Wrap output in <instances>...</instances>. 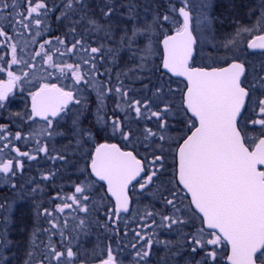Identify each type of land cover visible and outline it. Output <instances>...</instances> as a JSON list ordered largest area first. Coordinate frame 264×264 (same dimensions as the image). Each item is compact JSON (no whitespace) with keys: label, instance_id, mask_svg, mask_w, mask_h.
<instances>
[{"label":"snow or ice","instance_id":"snow-or-ice-1","mask_svg":"<svg viewBox=\"0 0 264 264\" xmlns=\"http://www.w3.org/2000/svg\"><path fill=\"white\" fill-rule=\"evenodd\" d=\"M26 3L24 10L17 0H11V3L9 0H0V13L7 10L13 30V35H9L5 28L0 27V48L8 49L7 53L0 54V73L7 76L6 81H0V108L4 107V102L15 87L23 89L26 84L36 81L39 83L38 88L29 91L31 113L27 118L33 121L34 118H39L44 125L33 129L30 137L16 132L14 139L28 140L44 135L51 137L57 134L54 121L58 125L59 120L72 116V127L77 137L76 151L81 153L82 159L88 160L86 168H90L91 175L107 186L106 195H110L115 201L114 207L106 210L107 219L113 221V227L115 221L121 218V213L130 212V185L133 188L139 185L141 192L149 189L153 197L159 198L165 205V211L159 213L162 221L160 226L169 229L175 226L182 241L180 249L190 253L185 264H219L218 256L224 252H227L226 264H264V75L257 73L253 77L255 82H249L245 64L236 61L226 67L195 66L197 39L195 29L190 28L192 6L190 0H181L178 8L170 5L168 12L155 13L152 20L142 26L133 23L131 34L125 30L120 37V45L127 43L129 48L140 36L148 40L140 50L141 64L138 67L143 70L154 51L153 35L163 36L162 67L165 73L183 77L187 82L180 104L173 107L163 84L153 86L151 97L133 99L131 102L128 91L117 85L114 90L117 109H120L123 102L128 111H125L123 119L106 117L105 100L113 89L110 84L106 85L95 79L99 74L95 58L96 54L101 53L102 47L85 48L83 39H75L68 46L66 39L55 37L56 43L63 46L55 48V53L59 56H74L83 50L87 57L82 62L58 61L46 47L51 46L52 41L44 40L31 56L33 62L40 58L43 71H36V64L30 63L22 55L26 54L27 43L20 46L15 37L20 34L19 29L31 32L35 28L31 43H37L36 37L41 36L40 29L44 26L42 17H47L52 8L47 0H26ZM84 7V0H64L59 9L61 15L56 19H68L69 31L73 33L76 32L75 24L86 21L88 29L104 32L106 38H113L111 18L116 14V5L110 0H104L101 9L103 22L87 13L80 20H73L76 12ZM126 7L127 19L135 20L137 6L129 2ZM200 7L206 8L209 5L203 4ZM177 12L183 18L182 24L174 16ZM3 19L5 17L0 15V20ZM197 19L199 23H204L208 17L206 13H201ZM169 24L175 29L172 34L165 30ZM249 31L247 28L239 29L236 37ZM236 37L229 39L224 47L228 50L235 47ZM247 46L249 49L264 50V35L256 36ZM5 64L7 67L2 66ZM85 65L89 67L85 69ZM13 66L20 67V74ZM25 67L33 71L23 70ZM261 71H264V67ZM56 73H59L57 79L69 82L62 86L47 82V78ZM257 88L261 90L259 96L255 91ZM89 91L96 93V109L93 112L96 125L105 132L111 128L113 136H118L123 142V147L118 143H100L94 151H81L94 139L93 132L85 130L80 121L83 112L90 110L86 107L89 103ZM171 91L169 88L168 92ZM73 105L77 107L73 109ZM249 106H252L255 118H246ZM129 111L135 112L137 124L141 119L154 117L157 130L144 128L141 131L134 128ZM249 125L259 132L258 136L248 135ZM172 131L176 132L175 136L169 135ZM0 139L5 141L3 147H0V152H3L4 148L10 147L12 139L5 135L3 127H0ZM36 144V152L47 154V147L41 146L39 140H36ZM166 145H174L176 148V167L171 176L168 175ZM137 149L144 151L145 156L141 158ZM11 151L17 157L36 159L30 151H21L17 147H11ZM51 159L65 160L66 157L59 155ZM22 166L19 159L0 160V174L7 179L10 175H15ZM42 178L48 180L49 175ZM165 179L168 180L167 185L164 183ZM150 185L153 187L149 188ZM92 187V183L81 182L75 186L72 195L54 197L53 199L61 200L55 211L63 214L65 209L75 206L87 216L90 208L84 202L91 199L89 190ZM104 199L105 195L97 193L93 208L99 211ZM169 206L173 211L166 214ZM43 214L53 217L48 209ZM156 214L145 211L142 216L151 217ZM48 223L51 229L59 232L62 239H68L58 223L53 222V219H49ZM85 223V219L80 218L79 227ZM67 226L65 223L64 228ZM104 226L107 227V223ZM142 227L151 225L144 224ZM40 231L48 234V243L41 241L45 259L55 261V264H75L77 253L71 247L66 248V255L65 251L58 250L51 243V236L55 233L49 229L37 228L33 231L30 240L33 248L39 247L36 240L39 239ZM136 236L141 240L145 239L140 232H136ZM10 243L6 234L0 235V264H8V258L3 255L2 250L8 248ZM152 244L153 241L148 239L146 249L136 252V256L145 260V264ZM132 247L135 248L136 244ZM179 254V251L174 253ZM32 256L33 252L30 250L29 260L25 264H32ZM197 256L200 258L196 259ZM100 264H119L111 248Z\"/></svg>","mask_w":264,"mask_h":264},{"label":"flooded vegetation","instance_id":"flooded-vegetation-1","mask_svg":"<svg viewBox=\"0 0 264 264\" xmlns=\"http://www.w3.org/2000/svg\"><path fill=\"white\" fill-rule=\"evenodd\" d=\"M9 2L11 3V0H9ZM24 2L26 1L17 0V3L21 6H23ZM261 7H264V5H262ZM256 12L257 13H255L253 16L254 19H244L241 21L242 25L243 23H249L253 27H255V29L247 33L248 36L245 37L243 45H241V49L237 55H231V58H228L227 61L219 64L198 59L197 52V55L195 57V66L204 68L224 67L227 64L236 61L245 64L247 70L246 74L248 75L249 82H255L253 80V77L257 73H259L260 75H264V71H261L262 67H264V50H251L247 46L248 42L252 38L258 35H264V10L258 9ZM51 13H53V10ZM245 13H248V15H250L252 14V11L246 12L244 9L243 14ZM256 14L257 18L255 19ZM0 15L5 17V19L0 20V27L5 28L8 33H10V30L8 29V27L10 26V20L8 18L7 10L3 13H0ZM75 17L78 16L75 15ZM258 21L260 22L258 23ZM69 24L70 21L68 19H64L65 34L68 41V46H70L75 39H84L85 42L86 35L82 36V32L80 30H76L75 33L69 31ZM245 27L246 26H243V28ZM173 32L174 31H169V34H172ZM49 33L50 32L48 29V34ZM115 37L117 38L116 33ZM101 38L102 36L95 35V39L97 42H99V40L101 41ZM137 42H134L133 46H131L134 51ZM84 47L90 49V47H88V43L86 42L84 44ZM7 51L8 49L5 48L4 54L7 53ZM51 52L55 55L54 49ZM82 52L86 55L83 50ZM76 54L74 56H76ZM140 55H142L141 51L126 52L118 58L114 54L105 57L102 51L101 53L96 54L95 64L97 72L99 74L96 75L95 79L98 82H102L106 85L110 84L113 89V92L109 94L105 100L104 115L106 117L115 116L123 119L125 116V111H128L126 105L123 102L121 103L120 109H117V98L114 91L117 85H121L125 90L128 91L129 102H131V100L133 99L143 100L147 97H151L154 91L153 86L157 84H163L165 86V92L168 93L169 100L173 104V107L175 108L180 104L182 95L184 91H186V82L183 79L174 78L161 70V63L163 59V52L161 48L158 70H156L157 76L155 75L156 77L154 79H152L149 74L150 67L148 60L143 70L138 67V65L141 64L139 58ZM74 56H72L71 54L68 55V62H73V60L71 59H73ZM103 57L105 58L102 60ZM75 59L76 61H79L80 58L78 57ZM4 67H7V65H5ZM84 67L85 69H87L89 65H85ZM14 68L15 66H13V69ZM0 74L2 75L0 81H6V74ZM156 79H158L157 83H154ZM169 88H171L172 90L170 93L168 92ZM16 91L17 88L15 87L9 94V97L4 102V104L9 101L10 97ZM255 91L257 96H259L261 90L257 88ZM87 95L89 103L86 105V107L90 110L83 112L80 121L81 126L85 130H91L93 132L94 139L91 140L89 142V145H86L81 151H94L97 144L100 143H118V145L123 147V142L118 136H113L111 128H108L107 132H105L102 131L98 125H96L95 117L93 115V112L96 109V93L94 91H89ZM30 101L31 97L29 98V106L31 111ZM71 107L75 109L77 106L73 105ZM129 116L134 128H138L141 131L144 128H151L154 131L157 130V124L154 117L151 119H141L137 124L135 112L129 111ZM245 116L246 118H255V114L252 112V106H249L248 111L245 113ZM72 118V116H66L64 119L59 120V123L56 126L57 136H55V134L51 136L52 144L51 146H47V163L48 165H50L54 161L52 167H39V165L37 164L38 156L43 155V152L35 151L37 146L36 140L38 139L32 142L31 147H18L16 145L17 140L14 139L15 135L12 136L11 134V131L14 130L15 127L13 125H10V130H7L5 128V135H8L10 138H12L10 147L5 149L17 147L21 151H30L33 155L36 156L35 160H29L27 158L21 157L10 159L13 161L21 159V163L23 165L22 168L17 170L15 172V175H10L7 179L4 178L3 174H0V235L6 234L7 240L11 242L10 245L14 247L13 250H15L17 253V259L9 260L8 264H25V262L29 260V257H27L28 254L26 253L30 250L33 252V256L31 258L32 264H41V262L42 264H55V261H50L49 259L44 258V245L42 243H38V239L36 240V244H38L39 247L33 248L31 243L29 242L31 240L33 231L37 228L41 230L49 229L50 232L55 233L51 236V243H53L58 250L65 251V255L67 247H71L76 253L79 252V246L77 243L71 245L68 240L62 239L59 232L51 229V225L48 223L49 219H53V222L58 223L59 227L64 230L65 236L70 232L71 229H77L73 221H71V216L68 214L71 209L75 208V206L65 209V212L61 214L55 211L56 205L61 203V200L53 199L58 195H72L75 192V186L77 184H80L81 182L93 184V187L89 190L91 199L84 202L88 204V206L89 204H93V201L97 200V193H99L100 195H105L103 203L108 204L109 207H114L115 205V201L113 200V198L110 195H106L107 186L102 181H98L96 177L91 175L90 168H86L88 160L82 159L81 153L76 151L77 137L72 127ZM33 122L36 123V125L44 124V122L39 120L38 118H34ZM54 124H56V121H54ZM172 126L174 127V124ZM16 132L18 131H14V134H16ZM169 135L175 136L176 132L172 131L169 133ZM248 135L258 136L259 132L249 125ZM40 141L43 142L45 141V139L39 140V142ZM4 143L5 141L2 143V147ZM40 145H42V143ZM166 147L168 146L166 145ZM137 151L141 158L146 154L140 149H137ZM59 155L65 156L66 159H51V157ZM166 156L167 164L169 165L168 175L171 176L174 174V170L176 167V148L174 145L172 147H168ZM53 173L54 175H50ZM86 174L87 179H85ZM44 175H49V179L44 180L42 178ZM133 183L135 184V182ZM164 183L167 185L168 180L165 179ZM12 185H15V187H12ZM152 187V185L149 186V188ZM34 189L35 191H33ZM145 192L151 193L149 189H145L143 192H141L139 190V185H136L135 188L130 185V212L121 213V218L115 221V227H113V221L107 220L106 216L101 217L98 225L100 231H107L109 229L112 232L114 231L115 233L121 231L120 233L122 234L127 233V236L132 233V236L128 239V243L121 246L122 248H124V250H119L120 247H118L116 244H112V252L114 257H116L117 260L124 255L127 257L126 260H122L123 263L119 261V264H145V260H141L140 258H138L136 256V252L145 250L147 247L146 240L151 239L153 241V244L152 247L148 249L150 254L149 257L146 258L147 264H185V259L186 257L190 256V253L180 249L179 246L182 241L179 236L176 238L169 236L172 231H175V226H173L172 229L161 227L160 225L162 224V221L160 215H153L151 217L142 216V213H144L146 210H139L133 213L134 205L139 197L141 198L142 204L148 202V200H146V197H144L143 195H139ZM68 203H71V201H68ZM158 205L160 211L162 210L161 212H164L165 205L161 202L160 199ZM9 209L12 210L13 213H9ZM45 209L51 211L53 213V217H47L46 215H44L43 213ZM172 211L173 210L169 206L167 208L166 214H171ZM81 215L86 216L85 213H81ZM65 217H67V220L65 219ZM134 220H138V222L136 223L134 222ZM153 220H155V223H153ZM65 223H67L68 225L67 228H64ZM76 223H78V220H76ZM105 223H107V227L104 226ZM144 224H150L151 227H142V225ZM135 232H140L141 235L145 237V239H139V237L136 236ZM26 236L28 237V240H26ZM38 236L39 238H41V241H43L44 243H48V234L40 231L38 233ZM133 244H136L135 248L132 247ZM6 249H3L2 251H6ZM177 251H179L180 254L174 255V253ZM106 256L107 253L102 258L92 259L80 258L78 255H76L75 264H100L101 259L106 258ZM226 256L227 252L221 253L220 256H218L219 264H226ZM199 258V256L196 257V259Z\"/></svg>","mask_w":264,"mask_h":264},{"label":"rangeland","instance_id":"rangeland-1","mask_svg":"<svg viewBox=\"0 0 264 264\" xmlns=\"http://www.w3.org/2000/svg\"><path fill=\"white\" fill-rule=\"evenodd\" d=\"M26 1V0H23ZM58 0H47L48 5L50 8L55 7V2ZM111 3L116 5V14L111 18V26L113 28L111 32V36L113 38H106L104 32H95L91 29H88L87 22H81L79 24H75L76 30H80L82 32V36L86 35L85 42L88 43V47L94 46H101L102 52L104 53L105 57L114 54L117 58L121 57L122 54L126 52H135L140 51L144 46L148 43V40L144 36H140L136 39L135 42V51L133 48H129L128 44L125 43L123 46L120 45V37L124 33L125 30L128 31L129 35L131 34L133 23H136L138 26H142L145 22H150L153 18V15L157 12L163 14L168 12L170 9V5H175L177 8L181 5V0H110ZM132 2L136 7V19L135 20H128L125 13L127 12L126 5ZM191 3V22H192V29H195L194 35L197 39V52H198V59L208 62H214L221 64L224 61H227L228 58H231V55H237L241 49V45H243L245 37H247L248 32L241 33L240 37H236L237 31L242 29L243 26L245 28L253 30V27L249 23L241 24V21L251 20L254 19V14L257 13L256 11L264 10V0H256V5L250 11L252 14L248 15V13H244V9L242 4L244 3L243 0H190ZM84 7L81 10L76 12V16L73 20H80L81 16L87 13L88 15H94L95 18L99 19L103 22V16L101 9L104 4V0H84ZM160 4L162 5V10L160 11ZM203 4L209 5V7L201 8L200 6ZM53 5V6H52ZM159 5V7H157ZM24 10H26L27 3L24 2L23 6ZM243 11V12H242ZM249 11V12H250ZM201 13H206L208 20L204 23H199L198 17ZM243 14V16H242ZM50 13L47 17H42L43 27L40 29L41 36L36 37L37 43H31L32 37L36 31L35 28L31 32H25L22 29H19L20 34L15 37L16 41H19L20 46H24L27 43V47L25 48V59L28 60L30 63H35L36 68L35 70L38 72H42L40 58H37L35 62L31 60V56L34 55V50L39 49V45L46 40V34L48 33V18ZM175 18L182 24L181 19L178 15V12L174 14ZM257 18V14L255 15V19ZM128 22V23H125ZM199 24V26H198ZM122 26V27H116ZM8 29L10 30L9 35H13V30L9 26ZM86 29H88L86 31ZM166 31H175L172 24H169ZM249 31V32H250ZM115 33L117 38L115 37ZM96 36H102L101 41H96ZM250 35V34H249ZM163 37L162 35L154 34L153 35V54L148 58L149 61V74L152 79H154L156 75V70H158V63L160 59V48H159V39ZM236 37V46L228 50L224 47L225 43L231 39ZM43 38V39H42ZM42 39V40H41ZM41 40V41H40ZM84 40V39H83ZM84 42V44H85ZM114 44V45H113ZM133 46V44L131 45ZM49 47V46H46ZM55 48H63L61 45L53 42L52 45L49 47V50L52 51ZM111 49V51H109ZM5 48L0 49V54H4ZM68 56L61 57L58 53H55L56 60H67ZM80 58L79 61L82 62L83 59L86 58V55L79 51L77 52L76 56L73 57L71 60H75V58ZM103 57L102 60L105 58ZM78 60V59H77ZM6 65V64H5ZM3 65V66H5ZM46 67V66H44ZM14 70L20 74L21 69L18 66H15ZM25 71H33V69L24 68ZM48 71H52L48 69ZM59 73H56L53 77H48L47 82L49 83H56L58 86H62V84H66L69 81H61L56 77ZM156 75V76H155ZM2 75L0 74V78ZM121 77V76H120ZM156 79L154 83H157ZM39 86V83L33 81L32 84H26L23 89L17 86V91L10 97L9 101L4 104V107L0 108V127L6 128L7 130L10 125H13L15 128L11 131L12 136H14V131L21 132L24 136H31L33 129L43 126L44 124L36 125L33 120H29L27 117L30 115V106H29V91H34ZM19 114V115H17ZM23 117V118H22ZM56 127L57 124H54ZM51 131V129H49ZM57 136V134H55ZM44 140L40 141L41 146H51L52 140L51 137L47 135L44 136H37L35 139H28V140H19L16 142L18 147H31V144L34 140ZM3 139H0V147H2ZM20 145V146H19ZM17 155L15 152L11 151L10 149H3V152H0V160H9L16 158ZM48 153H43V155L38 156L37 164L39 167H52L54 161L48 165L47 163ZM21 161V159H19ZM149 194V198H148ZM140 196L143 195L148 200L147 203L142 204L141 198L137 199V202L134 205V212L139 210H148L154 213H157L154 216H158L160 211L158 202L159 198L153 197L151 193L145 192L143 194H139ZM109 207L108 204L103 203L102 207L99 211L93 208V204H89L90 212L87 216L81 215L82 212H78L77 209L73 208L68 213L71 217V221H73L74 225L77 229H71L66 237H68V242L73 244H78L79 252L77 255L80 258H102L106 255L109 248H113L112 244H116L119 250L123 249L121 246L126 245L128 243V239L132 236L130 233L127 236V233L122 234L119 231L118 233L112 232L109 230L100 231L99 229V222L102 216L107 217V208ZM9 213H13L12 210H8ZM103 212V214H102ZM79 213V214H78ZM133 216V214H132ZM131 216V218H132ZM80 218H84L86 223L84 226L79 227ZM78 220V223H76ZM108 220V219H107ZM155 221V220H153ZM134 222H138V220H134ZM136 233V232H135ZM144 233V232H143ZM170 237L176 238L178 237L177 231H172L169 234ZM26 240L28 237L26 236ZM30 242V241H29ZM38 243H41V238L38 239ZM119 244V245H118ZM13 246L9 245L6 251H3V255L6 256L9 260L17 259V253L13 250ZM127 253V252H125ZM28 254V252L26 253ZM28 257V256H27ZM127 257L124 255L118 261L126 260Z\"/></svg>","mask_w":264,"mask_h":264},{"label":"trees","instance_id":"trees-1","mask_svg":"<svg viewBox=\"0 0 264 264\" xmlns=\"http://www.w3.org/2000/svg\"><path fill=\"white\" fill-rule=\"evenodd\" d=\"M160 2H162V0H160ZM243 2L244 3L242 4V7H243V9H245L246 12H249L250 9H252L256 5V0H243ZM63 3H64V0H58L57 2H55V4H57V5H54L55 7L53 8V13L50 12L48 22H47L48 26H49L48 29H49L50 33L49 34L47 33L46 36H44V37H46V40H51L52 42H56L55 37H60L62 39L67 40L66 34H65L64 20L57 21V19H56L57 16L61 15V12L59 9L61 8ZM162 5L163 4H160V8H159L160 11L162 10ZM157 7H159V5ZM49 38H53V39H49ZM61 47H63V46H61Z\"/></svg>","mask_w":264,"mask_h":264},{"label":"water","instance_id":"water-1","mask_svg":"<svg viewBox=\"0 0 264 264\" xmlns=\"http://www.w3.org/2000/svg\"><path fill=\"white\" fill-rule=\"evenodd\" d=\"M190 17H191V15H190ZM180 19H181V22H183V18L182 17H180ZM190 28H191V19H190ZM255 38V37H254ZM254 38H252V39H254ZM163 39V38H162ZM162 39L160 40V42H159V45H160V47H161V49L163 50V45H162V43H161V41H162ZM251 39V40H252ZM251 50H255V49H251ZM163 60V59H162ZM232 63V62H231ZM227 66V65H226ZM226 66H224V67H226ZM161 70H163L164 71V69H163V67H162V63H161ZM165 72V71H164ZM170 76H172L170 73H168ZM172 77H174V76H172ZM174 78H180V79H183L184 80V78L183 77H174ZM185 82H186V80H185ZM187 83V82H186ZM30 104H31V101H30ZM39 119V118H38ZM190 199V198H189Z\"/></svg>","mask_w":264,"mask_h":264}]
</instances>
